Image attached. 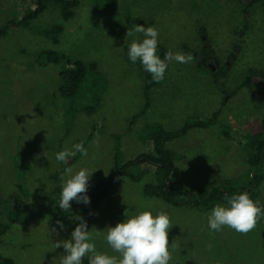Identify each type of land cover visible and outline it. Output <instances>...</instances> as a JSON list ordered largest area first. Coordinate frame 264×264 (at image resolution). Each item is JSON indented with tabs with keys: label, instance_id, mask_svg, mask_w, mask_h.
Returning <instances> with one entry per match:
<instances>
[{
	"label": "rangeland",
	"instance_id": "rangeland-1",
	"mask_svg": "<svg viewBox=\"0 0 264 264\" xmlns=\"http://www.w3.org/2000/svg\"><path fill=\"white\" fill-rule=\"evenodd\" d=\"M78 1L69 20L58 5L50 4L30 27L13 26L0 37V224L9 227L0 238V256L15 264H59L64 250L55 249L54 243L68 239L79 220H62L66 231L48 237V226H55L57 219L34 204L59 196L65 168H89L94 171L89 185L96 186L114 178L117 153L127 162L150 152L148 143L137 140L150 137L149 125L177 131L219 112L212 127L193 129L168 144L177 156L172 179L187 188L210 189L222 186L225 177L247 176V154L234 141L236 131H259L264 119V78L257 76L264 70L261 5L250 9L249 29L243 33L238 0H111L116 9L109 0ZM35 8V0H0V27L22 21ZM137 25H154L167 51L187 54L185 48L212 47L216 55L206 65L226 63L228 78L215 83L195 58L189 64L172 62L165 79L150 91V107L132 125L145 107L149 80L142 65L126 55L133 39H143L140 33L127 36ZM55 26L64 28L58 44L40 33ZM44 51L94 63L98 70L88 73L74 99H66L60 92V72L66 64L39 58ZM234 51L238 59L231 65L228 58ZM94 104L96 111L89 114ZM81 142L87 156L77 153L73 165L56 162L55 152ZM157 180L153 170L139 182L119 179L84 219L91 232L101 231L95 238L99 252L116 255L103 238L107 227L123 222L125 213L153 210L171 217L172 264H264V220L247 234L229 228L210 233L206 214L211 210L178 208L146 196L145 186ZM257 196L264 206V181ZM15 199L32 207L22 221L11 222Z\"/></svg>",
	"mask_w": 264,
	"mask_h": 264
},
{
	"label": "trees",
	"instance_id": "trees-1",
	"mask_svg": "<svg viewBox=\"0 0 264 264\" xmlns=\"http://www.w3.org/2000/svg\"><path fill=\"white\" fill-rule=\"evenodd\" d=\"M242 4V12L244 14V32L249 29V13L250 9L256 5H261L264 15V0H238ZM112 7L114 9L117 6L113 1ZM50 4H56L61 8L63 18L69 20L75 16V10L80 6L78 0H35L36 8L29 13L22 21L15 23L9 22L0 27V37H6L11 27H30L32 22L37 19L42 13L47 10ZM62 26H55L50 29L41 30L40 33L48 38H51L55 44L59 43V36L63 32ZM203 32V31H202ZM204 34V32H203ZM237 49H240V46ZM237 50V51H238ZM193 54V57L197 60L198 67L206 69L214 77L213 81L219 84L224 82L228 78L229 68L227 64L216 66V70L212 71L206 61L216 55L212 47L205 46L200 51L185 48V52ZM234 51L228 58V63L233 65L238 59V52ZM128 49H126L127 55ZM168 52L161 43L158 45V54L163 59L164 54ZM46 57L48 63L56 65L66 64V68L60 72L62 79V85L60 87L61 95L66 99H74L79 93L82 85L87 79L89 72H97L98 66L94 63L86 64L82 61L67 58L66 56H60L54 51H44L39 54V58ZM128 57V56H127ZM144 75L149 79L148 84L145 87L146 104L144 109L137 115L132 124L138 120L139 116L143 115L150 107V91L153 87H157L159 83H155L151 79L150 74ZM264 78V70L257 75ZM252 78L246 80V84L249 83ZM235 94V93H233ZM234 96V95H233ZM229 96V98H231ZM97 104L99 101H96ZM96 104V105H97ZM91 109H87L89 114L95 113V106ZM220 113H215L210 119L187 122L185 126L177 131H168L164 127L158 124H152L147 127L150 133L149 138L143 139L145 143L149 144V153H144L137 157L133 161L124 162L120 159L119 153L115 157V174L114 178L109 181L100 182L96 186H89L88 195L91 199V204L85 206L83 204H76L72 202L70 209H61L59 207V196L61 187L58 188L59 196L56 198L51 197L46 201L38 202L34 205H40L43 208L44 214H49L57 220L76 221L79 217L86 219L93 214L98 208V203L103 197L108 195L111 187L121 178H129L133 182H139L144 175L149 174L151 170L154 171L157 177V184L149 183L145 186L144 193L151 198H158L166 203L182 208L191 207L203 212L211 210L216 204H224L234 194L241 192H247L250 197L257 201L258 189L261 183L264 181V119L262 120L261 129L259 131L241 130L236 131V140H234L247 154L246 162L248 165L247 176L241 175L237 179H225L222 186L212 187L205 189L202 187L187 188L182 183L172 179V173L175 168L177 156L172 150L168 148V144L176 139L185 137L193 129H208L212 127L219 120ZM226 138H230L231 134L229 130L223 132ZM73 163V162H72ZM12 212L10 213L11 222H18L24 219L26 213L30 212V206L22 199H15ZM123 210H126L124 207ZM7 225L0 224V238L8 231ZM0 264H15L10 258L0 256Z\"/></svg>",
	"mask_w": 264,
	"mask_h": 264
},
{
	"label": "clouds",
	"instance_id": "clouds-1",
	"mask_svg": "<svg viewBox=\"0 0 264 264\" xmlns=\"http://www.w3.org/2000/svg\"><path fill=\"white\" fill-rule=\"evenodd\" d=\"M140 33L143 39H133L128 46V60L136 64L139 62L146 74L151 75L155 83L165 79L166 72L172 62L189 64L194 57L191 53L173 52L169 50L161 59L158 54L159 30L154 26L137 25L127 36ZM77 153L87 156L84 144L73 143L54 154L56 162L68 164ZM46 156V154L44 153ZM47 157V156H46ZM96 171V170H95ZM94 171L81 167L73 172L71 167L64 169V176L59 196V207L70 209L72 202L89 206V182ZM207 227L212 232H220L229 228L237 233L247 234L264 220V206L254 201L247 192L232 195L226 203L216 204L206 214ZM79 223L71 231L68 239H59L54 243L55 249L63 248L59 264H172V245H169V230L173 226L171 217L166 211L145 210L134 215L125 213L123 222L114 227H107L104 240L116 255L99 252L95 238L101 234L88 229L87 222L79 217ZM66 231L63 221L57 220L56 225L47 229V236H59Z\"/></svg>",
	"mask_w": 264,
	"mask_h": 264
},
{
	"label": "crops",
	"instance_id": "crops-1",
	"mask_svg": "<svg viewBox=\"0 0 264 264\" xmlns=\"http://www.w3.org/2000/svg\"><path fill=\"white\" fill-rule=\"evenodd\" d=\"M132 120H134V118H132ZM132 120H131V121H132ZM132 125H133V124H132ZM142 138H143V137L140 136L139 138H137V140H141V141L143 142V139H142ZM135 139H136V138H135ZM85 147H86V146H85ZM142 154H144V153H142ZM78 155L81 156L79 153H78ZM78 155H76L75 158H73L72 160H70V161L68 162V165H73V164L76 162V160L78 159V157H79ZM114 159H115V158H114ZM72 162H73V163H72ZM237 176H238V175H237ZM225 179H228V177H225L223 180H225ZM123 209H124V208H123ZM127 209H129V208L127 207ZM127 209H126V210H127ZM123 211H125V210H123ZM92 215H93V214H91L90 216H92ZM88 217H89V216H88ZM114 217L116 218L117 216H114ZM114 217H113V218H114ZM198 234H200V233L197 231V235H198Z\"/></svg>",
	"mask_w": 264,
	"mask_h": 264
},
{
	"label": "water",
	"instance_id": "water-1",
	"mask_svg": "<svg viewBox=\"0 0 264 264\" xmlns=\"http://www.w3.org/2000/svg\"><path fill=\"white\" fill-rule=\"evenodd\" d=\"M210 68H211L212 71H215L216 70V68L213 65L210 66Z\"/></svg>",
	"mask_w": 264,
	"mask_h": 264
},
{
	"label": "flooded vegetation",
	"instance_id": "flooded-vegetation-1",
	"mask_svg": "<svg viewBox=\"0 0 264 264\" xmlns=\"http://www.w3.org/2000/svg\"><path fill=\"white\" fill-rule=\"evenodd\" d=\"M212 58H213V57H212ZM209 60H210V59H209ZM214 61H215L214 63L218 65V63L216 62L215 59H214ZM208 66L210 67V66H212V65L208 63Z\"/></svg>",
	"mask_w": 264,
	"mask_h": 264
}]
</instances>
